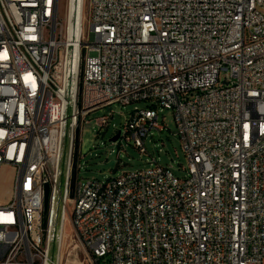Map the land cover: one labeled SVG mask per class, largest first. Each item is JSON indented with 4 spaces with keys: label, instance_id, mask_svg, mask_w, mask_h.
Segmentation results:
<instances>
[{
    "label": "built area",
    "instance_id": "obj_1",
    "mask_svg": "<svg viewBox=\"0 0 264 264\" xmlns=\"http://www.w3.org/2000/svg\"><path fill=\"white\" fill-rule=\"evenodd\" d=\"M138 101L125 140L170 109L187 176L78 181L90 113ZM2 165L0 264H62L68 237L81 264H264V0H0Z\"/></svg>",
    "mask_w": 264,
    "mask_h": 264
},
{
    "label": "rangeland",
    "instance_id": "obj_2",
    "mask_svg": "<svg viewBox=\"0 0 264 264\" xmlns=\"http://www.w3.org/2000/svg\"><path fill=\"white\" fill-rule=\"evenodd\" d=\"M60 14L66 11V0H59ZM223 75H221V78ZM147 101H138L127 105L114 103L94 110L87 117L89 121L82 124L78 141L77 180H103L118 174L121 170L144 169L152 159L167 166L177 177L187 176L186 160L176 133L173 113L170 109L157 106L158 121L165 125L162 131L151 130L145 139L146 153H140L131 141L124 138L125 122L132 110L145 108ZM106 115L107 124L99 126L96 119ZM120 136L115 142L110 140L117 132ZM14 169L8 165L0 167V198L7 201L12 191ZM1 200V199H0ZM69 234V231H68ZM62 264H81L84 251L79 243L68 237L62 251ZM107 264V262H102Z\"/></svg>",
    "mask_w": 264,
    "mask_h": 264
},
{
    "label": "water",
    "instance_id": "obj_3",
    "mask_svg": "<svg viewBox=\"0 0 264 264\" xmlns=\"http://www.w3.org/2000/svg\"><path fill=\"white\" fill-rule=\"evenodd\" d=\"M119 137V133L117 132L115 136L111 137L110 140L112 142H115ZM62 156H64V149L62 152ZM48 194H49V184L47 181L43 182V214L45 215L46 212V205H47V200H48ZM56 226L54 228V234L56 232ZM55 250V235L53 236V239L51 241L50 245V255L53 256Z\"/></svg>",
    "mask_w": 264,
    "mask_h": 264
},
{
    "label": "crops",
    "instance_id": "obj_4",
    "mask_svg": "<svg viewBox=\"0 0 264 264\" xmlns=\"http://www.w3.org/2000/svg\"><path fill=\"white\" fill-rule=\"evenodd\" d=\"M1 200H0V202H3L5 199H4V197H2V198H0Z\"/></svg>",
    "mask_w": 264,
    "mask_h": 264
}]
</instances>
